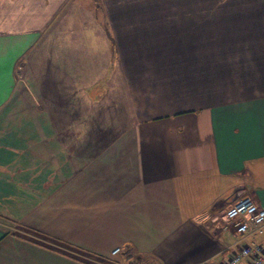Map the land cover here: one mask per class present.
I'll use <instances>...</instances> for the list:
<instances>
[{
    "label": "crops",
    "instance_id": "crops-1",
    "mask_svg": "<svg viewBox=\"0 0 264 264\" xmlns=\"http://www.w3.org/2000/svg\"><path fill=\"white\" fill-rule=\"evenodd\" d=\"M245 194L264 0H0V264H218Z\"/></svg>",
    "mask_w": 264,
    "mask_h": 264
},
{
    "label": "built area",
    "instance_id": "built-area-1",
    "mask_svg": "<svg viewBox=\"0 0 264 264\" xmlns=\"http://www.w3.org/2000/svg\"><path fill=\"white\" fill-rule=\"evenodd\" d=\"M222 220L231 226L235 240L225 249L229 252L226 259L218 264H264V208L245 194L224 209ZM111 255L120 259L119 264H129L134 249L129 244L120 245Z\"/></svg>",
    "mask_w": 264,
    "mask_h": 264
},
{
    "label": "trees",
    "instance_id": "trees-1",
    "mask_svg": "<svg viewBox=\"0 0 264 264\" xmlns=\"http://www.w3.org/2000/svg\"><path fill=\"white\" fill-rule=\"evenodd\" d=\"M97 2V1H96ZM96 7L98 8L99 7V4H96Z\"/></svg>",
    "mask_w": 264,
    "mask_h": 264
}]
</instances>
